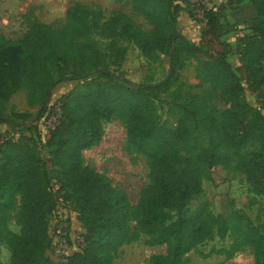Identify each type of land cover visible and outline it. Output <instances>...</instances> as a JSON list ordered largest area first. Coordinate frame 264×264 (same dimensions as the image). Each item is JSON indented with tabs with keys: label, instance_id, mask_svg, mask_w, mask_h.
I'll return each mask as SVG.
<instances>
[{
	"label": "trees",
	"instance_id": "obj_1",
	"mask_svg": "<svg viewBox=\"0 0 264 264\" xmlns=\"http://www.w3.org/2000/svg\"><path fill=\"white\" fill-rule=\"evenodd\" d=\"M244 1L223 0L216 7H204L205 21L199 27L196 46L176 24L181 10L191 15L188 0H131L133 9L153 24L152 33L124 15L120 16L124 18L120 32L131 37L145 56L162 53L168 58L167 74L149 82H135L101 66L96 50L80 43L88 27L86 8L81 4L67 8L60 28L36 22L18 41H4L0 35V99L24 89L29 103H45L37 112L38 119L54 83L65 78L76 81L57 99L58 121L41 140L46 148L44 164L30 134L0 135V232L5 231L10 246L7 264H113L117 247L131 237L133 214L150 243L166 246L165 251L149 255V264H184L185 253L195 244L213 233L224 236L228 232L238 236L233 249L248 245L255 255L254 264H264V232L247 225L235 209L213 213L209 201L203 199L190 212L167 222L172 208L202 192L203 178L214 165L243 173L250 190L264 197V109L251 104L244 91L259 93L264 86V0H249L254 15L235 35L233 46L220 39L236 27L235 21L223 18V10ZM211 41L221 47L211 52ZM178 47L202 54L200 67L209 87L198 100L172 91L177 115L170 125L158 121L154 96L170 87ZM230 51L239 61L235 66L226 57ZM60 59L71 62V71L58 69ZM95 75L103 80H96ZM212 99L221 107L211 105ZM113 115L124 121L127 141L148 167L149 182L141 188L134 208L107 174L82 163V149L101 138L102 119ZM0 122L14 125L1 113ZM199 130L207 133L206 144L199 141ZM248 144L257 147L242 152ZM53 178L63 196L73 197L83 238L81 248L70 252L62 263L44 255L51 246L48 228L54 196L49 183ZM16 202L19 231L13 232L6 222Z\"/></svg>",
	"mask_w": 264,
	"mask_h": 264
},
{
	"label": "rangeland",
	"instance_id": "obj_2",
	"mask_svg": "<svg viewBox=\"0 0 264 264\" xmlns=\"http://www.w3.org/2000/svg\"><path fill=\"white\" fill-rule=\"evenodd\" d=\"M73 4H81L86 8L88 27L84 37L80 38L82 40L80 43H89L96 50L101 66L123 74L135 82L154 81L167 74L169 66L166 54L145 56L131 37L120 32V24L124 21V18L120 16L124 15L138 23L144 31L152 33L153 24L133 9L131 0H0V35L4 41H18L23 33L36 22L60 28L64 24L67 8ZM223 11V18L228 19L230 10ZM194 13L197 14L196 11ZM114 16H119L120 21H114ZM190 17L189 19L185 9L181 10L176 22L177 28L185 38L199 46L200 16L194 17L191 14ZM235 23V30L229 34L232 38L245 29L244 22L235 21ZM227 37L228 35L225 39ZM209 43L211 52L221 47L214 41ZM203 48L205 49V46ZM179 52L170 87L154 96L158 121H165L170 125L175 124L177 115L172 103L175 102L174 97L170 94L172 91H177L184 98L198 100L204 96L209 87L200 67L202 54L182 50ZM234 55L235 53L231 52V56ZM58 61H60L58 69L65 73L71 71L70 61L62 59ZM262 63L264 65V58ZM95 77L98 81L103 80V77L99 75ZM75 82L65 78L54 83L49 91L45 108L49 107L50 111H53L60 95ZM244 91L251 104L259 105L262 110L264 109V86L259 93L247 88ZM210 103L221 107L216 99H212ZM44 104L29 103L24 89H17L7 98L0 99V113L14 122V125L0 122V135L14 138L21 132L30 134L35 141L37 156L42 163L46 148L39 139L37 124L44 111L38 119L34 117ZM168 108H173V111H169ZM33 121L36 123V128L33 127ZM102 128L101 138L82 149V163L107 174L112 184L127 194L130 205L134 208L138 203L141 188L149 182L147 164L144 157L127 141L124 121L113 115L102 119ZM197 137L203 144L207 143L206 132L199 130ZM256 147L257 144H248L242 152ZM44 167L50 175H53L50 166L45 164ZM207 171L208 174L202 181V192L192 195L187 204L172 208L167 222H172L179 214L190 212L201 200L207 199L213 213H227L235 209L244 216V222L247 225L257 227L264 232V211L262 210L264 197L250 190L244 174L236 170H227L221 165L211 166ZM64 197L76 212L73 197L68 193H65ZM17 205L16 202L11 211L12 215L6 222V228L13 232L19 231V224L15 219ZM75 215L76 213L71 222L74 233L81 229ZM129 229L131 237L117 247L113 264H149L150 254L165 251L164 244H152L148 241V235L136 223L135 214L129 220ZM4 232V230L0 232V264H7L10 255V246ZM236 240L238 236L233 232H228L224 236L213 233L185 253L184 264H254L255 255L252 248L242 244L237 249H233L232 246ZM56 251V246H49L44 250V255L53 261Z\"/></svg>",
	"mask_w": 264,
	"mask_h": 264
},
{
	"label": "built area",
	"instance_id": "obj_3",
	"mask_svg": "<svg viewBox=\"0 0 264 264\" xmlns=\"http://www.w3.org/2000/svg\"><path fill=\"white\" fill-rule=\"evenodd\" d=\"M223 1V0H221ZM210 0H188V7L191 9V14L196 17L200 16V25L204 23L203 17L204 7H209ZM194 11L197 12L195 15ZM191 15H189V19ZM60 109L58 102L53 111L47 107L43 116L38 119L37 130L42 141L48 136L59 118ZM49 190L54 196V205L49 218V232L51 246H56V259L59 263L66 260V256L75 250L81 248L83 238L80 231L74 233L71 229L72 217L75 210L72 209L69 202L62 195V190L59 188V183L53 178L49 183ZM74 212V213H73Z\"/></svg>",
	"mask_w": 264,
	"mask_h": 264
},
{
	"label": "crops",
	"instance_id": "obj_4",
	"mask_svg": "<svg viewBox=\"0 0 264 264\" xmlns=\"http://www.w3.org/2000/svg\"><path fill=\"white\" fill-rule=\"evenodd\" d=\"M220 2H221V0H210L209 6L216 7ZM226 9L230 10V12H231L228 15V19H226L227 21H230V22L238 21V22L249 23L250 19L254 15V8H253V6L249 0H245L244 2H242L241 4H239L237 6L228 7ZM230 33H231V31H228V32L222 34L220 36V39L228 41L231 44V46H233L235 36L233 38L229 37ZM227 35L229 38L227 37L225 39V36H227ZM227 55H228L227 59L229 60V62L231 63L232 66H235L239 63L236 55H234L233 57L231 56V51L228 52Z\"/></svg>",
	"mask_w": 264,
	"mask_h": 264
},
{
	"label": "water",
	"instance_id": "obj_5",
	"mask_svg": "<svg viewBox=\"0 0 264 264\" xmlns=\"http://www.w3.org/2000/svg\"><path fill=\"white\" fill-rule=\"evenodd\" d=\"M34 118H36V117H34Z\"/></svg>",
	"mask_w": 264,
	"mask_h": 264
}]
</instances>
